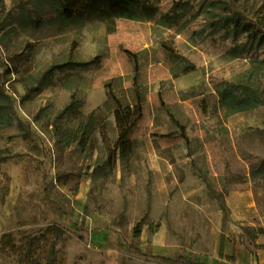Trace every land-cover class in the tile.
Segmentation results:
<instances>
[{
    "label": "rangeland",
    "instance_id": "obj_1",
    "mask_svg": "<svg viewBox=\"0 0 264 264\" xmlns=\"http://www.w3.org/2000/svg\"><path fill=\"white\" fill-rule=\"evenodd\" d=\"M133 1L0 0V264L264 247V0Z\"/></svg>",
    "mask_w": 264,
    "mask_h": 264
},
{
    "label": "trees",
    "instance_id": "obj_2",
    "mask_svg": "<svg viewBox=\"0 0 264 264\" xmlns=\"http://www.w3.org/2000/svg\"><path fill=\"white\" fill-rule=\"evenodd\" d=\"M115 3L117 5H119L122 8H128L130 6H132V4L134 3L133 0H114ZM251 24L249 25H240V21H236L235 22V27L239 32H245L247 34H249V29L251 28ZM255 26L257 27V29H259V34H261V38L257 41L258 44H263L264 42V34L262 33L264 31V13H261L257 16L256 18V23ZM261 31V32H260ZM134 125V122L129 123L128 120H126L125 122H122V124L120 125V134L117 140L118 144H124L127 141V137L132 129ZM135 237L138 238L139 237V232L137 231L135 234Z\"/></svg>",
    "mask_w": 264,
    "mask_h": 264
},
{
    "label": "crops",
    "instance_id": "obj_3",
    "mask_svg": "<svg viewBox=\"0 0 264 264\" xmlns=\"http://www.w3.org/2000/svg\"><path fill=\"white\" fill-rule=\"evenodd\" d=\"M254 251H255V254L248 255V252L244 253L246 260H248V258L250 259V257L251 258L254 257V264H264V247L256 248ZM232 264H244V263L240 262V260L238 259L234 261ZM250 264H253V263H250Z\"/></svg>",
    "mask_w": 264,
    "mask_h": 264
}]
</instances>
